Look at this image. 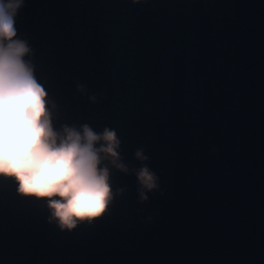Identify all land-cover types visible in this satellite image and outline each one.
<instances>
[{
    "label": "water",
    "instance_id": "water-1",
    "mask_svg": "<svg viewBox=\"0 0 264 264\" xmlns=\"http://www.w3.org/2000/svg\"><path fill=\"white\" fill-rule=\"evenodd\" d=\"M16 28L54 129L114 130L128 172L71 231L0 177V264H264V0H25Z\"/></svg>",
    "mask_w": 264,
    "mask_h": 264
},
{
    "label": "clouds",
    "instance_id": "clouds-1",
    "mask_svg": "<svg viewBox=\"0 0 264 264\" xmlns=\"http://www.w3.org/2000/svg\"><path fill=\"white\" fill-rule=\"evenodd\" d=\"M24 5L25 0H0V177L13 179L18 194L46 201L49 222L71 231L80 222L102 217L114 199L102 161L110 160L125 173L128 168L119 162L120 140L114 130L98 134L87 124L81 130L67 125L54 129L48 93L24 59L31 49L17 35L16 17ZM135 156L149 160L142 149ZM136 176L143 189L140 199L146 201L145 191L159 187L158 177L146 163Z\"/></svg>",
    "mask_w": 264,
    "mask_h": 264
}]
</instances>
